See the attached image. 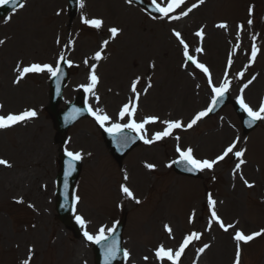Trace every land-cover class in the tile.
Instances as JSON below:
<instances>
[{
  "label": "rangeland",
  "instance_id": "rangeland-1",
  "mask_svg": "<svg viewBox=\"0 0 264 264\" xmlns=\"http://www.w3.org/2000/svg\"><path fill=\"white\" fill-rule=\"evenodd\" d=\"M194 2L197 0L186 6H191ZM80 3L78 14L71 24L68 23L66 0H25L26 6L23 9L0 19V40L5 41L0 44V105L3 106L0 108V114L18 113L26 109H34L37 112L36 118L22 126L7 131L0 130V159L7 160L12 165H0V264H22L29 256V248L33 249L30 264H70L79 245L83 251H80L83 253L81 264H94L89 244L74 239L72 233L55 219L52 195L58 146L53 143V122L44 111L48 103L49 75L29 74L19 84H15L13 81L17 76L15 69L18 63L23 66L31 63L55 65L59 55L64 53L66 60L72 62L71 77L64 92V101L69 102L75 95V84L84 83L86 86L90 82L83 80L85 70H90L89 67L83 68V56L93 61L91 57L100 50L103 41L107 39L109 43L103 51L104 58L95 61L99 77L95 95L87 93L86 97L91 98L89 104L93 109L101 108L112 118L111 123L124 122L118 119V112L132 97L130 84L137 77L141 79L138 85L141 96L135 116L138 122L148 116H157L160 120L179 119L186 123L196 112L207 106L209 95L208 98L200 99L205 92L210 94L206 83L198 72L195 71L194 76L189 75L191 68L186 70L182 67V49L167 34L169 26L165 24V19L151 20L135 7H127L124 0H83V8ZM37 7L43 9L38 11ZM249 8L252 9L251 17ZM81 17L100 18L104 25L99 30L90 28L82 23ZM250 18L253 19V24L248 26L247 21ZM182 19L187 20L185 28L181 30L180 24L175 27L181 28L182 36L189 44L190 50L203 47V53L194 54L209 66L213 75H216V82H222L227 71L228 79L231 80L229 93L233 99L241 95V88L251 78L253 82L247 91L244 89L243 94L246 100L255 106L258 97L264 94V0H206ZM220 23H226L228 27L218 28L216 25ZM240 24L245 25L243 31H238L237 26ZM113 26L121 29L115 39H112L108 32V28ZM200 28L205 32L202 42L194 35ZM212 32H220L223 41ZM223 32L231 33L233 37L230 36L227 40L223 35L226 33ZM253 44L258 50L254 62L250 60ZM229 56L232 58V65L231 68H225ZM121 62L125 64L123 69V64L119 65ZM153 64L154 68L151 67ZM241 72L243 77L239 76ZM253 77L255 79H252ZM149 78L153 86L144 94L143 89L147 86ZM250 89L255 91L253 95L248 92ZM96 96L100 97L99 102L96 101ZM237 121L232 106L228 105L218 115L199 121L190 131L176 130L173 137L179 135L180 146L192 147L198 158H212L230 143L234 135V132L226 128V122L237 126ZM220 125H223L221 129ZM99 128L93 118L78 123L68 132L65 150L83 154L76 194L79 197L76 214L92 223L91 230L87 227V231L95 234L96 226L101 223L96 216L102 214L105 226L112 227L113 221L121 215V209L115 206L116 203H127L123 208L127 215L123 244L125 250L131 253L127 264H152L153 251L159 245L174 248L181 242L182 237L191 231L202 233L205 239L194 241L187 257L191 259L194 250L209 242L210 232H213L215 241L212 247L204 252L207 261L205 264H229L233 258L231 229L228 234L219 227L211 230L206 227L207 208L203 203V189L205 191L208 187V191H212L216 198L217 213L224 217L225 223H230L235 218L238 221L236 228L245 233L264 227V205L257 199L264 192V159L257 157L258 160H255L245 152L243 159L246 162L241 166L240 173L234 174L238 161L230 154L222 163L216 165L214 170L203 172L204 175L199 179L190 182L193 186L187 188H194L191 194L182 192L177 195V191L172 189L174 196L165 201L166 205L174 209L170 212L169 209L154 208L151 204V193L146 188L133 186V182V185L122 183L119 165L103 146ZM162 129L161 123L146 125L149 134ZM256 134L263 138L262 145L258 147V143H251V138L248 149L258 147L257 154H262L264 158L263 124L258 125L248 135ZM173 137L153 149L136 147L135 151L125 158L122 166L126 164L131 173L135 165H141L142 159L146 158L149 152L162 149L165 153L155 161V164L161 165L174 156L173 149L177 146V141ZM100 143L103 147L99 146ZM95 146L102 150L104 165H97L96 157L88 158L89 153L94 152ZM133 157L136 158L135 163L131 162ZM101 168H104L103 171L98 172ZM166 173L169 176V186H181L174 182L179 180L177 176ZM241 174L244 179L256 183V186L249 190L240 179ZM89 175L90 181L86 185ZM156 178L160 180L162 177L158 175ZM7 182H14L15 185L10 186ZM122 184L129 188L133 186L136 194L134 196L141 200L146 198L148 193L147 202L142 203L140 207L128 203L132 199H128L120 191ZM165 191L158 201V208L163 203ZM33 192L41 194L42 199L34 200ZM20 194L37 208L39 205L48 206L49 214L41 215L48 217L47 220L39 219L40 217H36V214L25 206H17L16 197ZM228 209L231 213H228ZM244 211L252 214V217L247 214L244 216ZM193 213L195 220L189 223V217ZM165 224L173 229L171 237L164 231ZM219 241H223L224 246L215 245ZM263 244L264 236L259 242L248 248L244 247L241 264H262L260 251L264 247ZM218 247L225 249L223 261L212 260L210 257ZM145 256L149 258L147 261L144 260Z\"/></svg>",
  "mask_w": 264,
  "mask_h": 264
},
{
  "label": "snow or ice",
  "instance_id": "snow-or-ice-1",
  "mask_svg": "<svg viewBox=\"0 0 264 264\" xmlns=\"http://www.w3.org/2000/svg\"><path fill=\"white\" fill-rule=\"evenodd\" d=\"M153 5V12L158 13L159 16H153V19H166L168 21H176L180 20L183 17H187L194 9L203 5L206 0H197L191 4V6H186V0H151ZM126 3L131 5L133 0H126ZM0 6H10L13 9H23L26 4L23 0H0ZM80 7H84L83 0H81ZM177 10H180L179 12ZM60 13L58 12L57 15ZM249 16H252V9L249 8ZM11 17H9V20ZM82 23L90 28L99 30L103 27L104 21L100 18H87L81 17ZM8 22V21H5ZM253 24L252 19H248L247 25L251 26ZM218 28L226 29L228 25L226 23H220L216 25ZM245 25L240 24L237 26L238 31H243ZM121 29L117 27H110L108 28V32L111 34V38L115 39L120 34ZM171 35L175 38L178 45L182 49V56H183V63L182 67L184 69L191 68L192 71L189 72V75L195 74L196 70H199L200 73L206 77L207 86L211 90V102L209 105L198 112H196L186 123L182 120H160L157 116H148L145 117L141 121H137L135 119L136 112L139 106V100L141 96V92L138 91V85L141 83L140 77L134 79L130 84V91L132 93V97L129 99L127 103H125L118 112V119L120 121H124L123 123H111L112 118L104 112L101 108L93 109L91 106L88 107L87 111L88 114L91 115L95 122L102 128L105 132H107L110 136L114 139L118 137L122 140V142L126 145L129 142V138L123 136L122 134L127 129L131 132H135L137 137L143 141L145 145H151L157 141L164 140L168 137H173V134L176 130H190L195 125L198 124L199 121L209 116L212 113L217 104L225 97V95L229 92L231 87V80L228 79V73L225 72L224 78L221 83L214 84L213 78L210 69L201 62L194 53H203V47H196L194 50H190L189 44L186 42L185 38L182 36L181 32L172 29ZM194 35L200 39L202 42L205 37V32L203 28L197 30ZM239 38V37H237ZM5 41L0 40V44H4ZM59 44V39L57 40ZM109 41L105 39L101 45L99 51H96L95 54L91 57L93 61H100L103 57V51L108 46ZM257 48L255 44H253L251 49V56L250 60L255 61L257 56ZM66 62L69 67L72 66V62L66 60L64 53L59 55V58L55 65L48 64V63H31L30 65L23 66L22 63H18L16 66V79L13 81L15 84H19L21 80H23L29 74H43L47 73L50 77L55 78L59 81L61 77V63ZM84 64L89 67V83L86 86H82L86 93H91L95 95V89L97 84L99 83V77L96 73L97 65L95 63L89 64V61L86 59ZM232 65V58L229 56L227 62V68H231ZM151 67H155V65H151ZM240 77H243V72L239 73ZM252 79H255L253 77ZM252 80H249L246 84H244L243 88H241V95L237 97L236 103L239 105L241 110H243L249 120H248V127H252L258 121H264V101H261L258 108L254 109L248 103H246L245 98L243 96V91L245 88L251 84ZM152 83H147V86L143 89V93L147 94L148 89L152 88ZM59 87V85H58ZM199 85H197V88ZM100 97L96 96V101L99 102ZM3 106L0 105V108ZM73 115H78L79 110L73 109ZM37 112L34 109L24 110L20 113H9L7 115H0V130L8 129L13 127L14 125L24 123L26 121L32 120L36 118ZM161 123L163 124V129L160 131H156L151 136H149L146 125L149 124H156ZM110 126H106L109 125ZM177 141L176 146V153H178V159L173 160L171 163L167 165V167L171 168L173 164L185 165L186 171L189 172H204V171H212L214 170L215 166L224 161L226 158L230 156H234L238 161L235 164V173H240L241 166L245 163L243 157L245 156V151L242 149L237 148V144L239 143V138L235 141L231 142L230 144L226 145L221 153L216 155L214 158H198L194 155V149L190 146L188 147H181L179 144L180 136L176 135L173 137ZM65 155L69 159L68 163V172L66 175L70 174L75 169V163L83 159V154L81 152H73L69 150H65ZM0 165L5 167H11L12 165L4 159H0ZM150 171H154L156 166L154 164L148 163L145 165ZM123 179L127 181L129 177L125 174ZM240 179L243 181L244 185L248 188H252L254 185L249 183L247 179H244L243 175H240ZM65 189L68 188L67 181H65L64 185ZM120 191L123 193L125 197L128 199L135 200L137 204L140 203V200L136 199L133 192L130 190L129 187L122 184L120 187ZM75 201L79 202V197L76 196ZM17 203H23V200H18ZM216 204L217 201L213 199L211 194L207 196V205L210 212V220L207 224V229L211 230L213 224L217 225L220 229H222L225 233L229 232L230 229L234 230V234L232 239L235 241L236 244V252L234 258V264H241V244H248L256 237L264 235V230L259 232H254L252 234H245L242 230L236 228V224L229 223L225 224L222 218L217 214L216 211ZM29 207H33V205L29 204ZM195 220V213H193L189 217V223H193ZM76 223L83 229V236L84 239L90 243L96 245H103L104 246V262L105 264H111V261L116 258L118 253H120L121 249L118 246L117 241L112 240L109 244H104L105 241L109 240V237L115 232V227H106L101 226L98 228L95 234L90 233L87 231V221L81 215L75 216ZM164 231L171 237L173 235V229L165 224ZM202 233L198 231H191L188 234L182 237L181 242L178 243V247L175 249L173 248H166L163 244L159 245L154 251V258L156 261L160 262V264H179L182 255L184 254L185 250L189 247V245L193 244L194 241H199L201 239ZM210 245L205 244L203 247L197 249V252L203 254ZM29 256L25 259L22 264H30L32 259L33 249H28ZM131 256V253L128 250H123V257L127 261ZM149 258L147 256L144 257V260L147 261Z\"/></svg>",
  "mask_w": 264,
  "mask_h": 264
},
{
  "label": "bare ground",
  "instance_id": "bare-ground-1",
  "mask_svg": "<svg viewBox=\"0 0 264 264\" xmlns=\"http://www.w3.org/2000/svg\"><path fill=\"white\" fill-rule=\"evenodd\" d=\"M110 2H112V1H110ZM45 5V4H44ZM37 9H38V11L39 10H41V9H43V7H37ZM187 22V20H184V21H182V22H180L179 24L181 25V30H183L184 28H185V23ZM174 27V26H173ZM213 34H216L217 36H218V39L220 40V41H223L222 40V35H221V33L220 32H212ZM167 34L170 36V37H172L173 38V36L171 35V30H167ZM230 36H232L231 34H229V35H227L226 36V38H227V40H229V38H230ZM63 38L65 39L66 37L65 36H63ZM86 60V57L85 58H83V61H82V64H83V66L84 67H86V65L84 64V61ZM121 64H123L122 66H121V69H123V67L125 66V64L124 63H120L119 65H121ZM118 65V66H119ZM185 82H186V80H185ZM254 90H257V88H253ZM253 89H250V91H248V92H250V94L251 95H253L254 93H255V91L253 90ZM207 96V95H206ZM202 97H205V96H202ZM227 128V127H226ZM259 136H255V137H253V141H252V143L253 144H256V143H258L259 142ZM99 146H100V144H99ZM99 146H95L94 147V152L93 153H91L89 156L90 157H96V160H97V162H98V164L97 165H104V155H103V153H102V150L100 149V147ZM158 146V145H157ZM154 146H152V148H153ZM164 153V151L163 150H158V151H154V152H152V153H149V155H148V160H147V162L148 163H151V164H155V161L157 160V159H159V157L160 156H162V154ZM252 156H253V154H252ZM103 169L104 168H101V169H99V171L98 172H101V171H103ZM133 172H135L136 174L131 178V175H130V178H131V181H130V179H129V181H128V183H130V182H133L135 185H136V187H142V188H146V190H151L154 186L152 185V184H150L149 182V180H148V178H147V175H146V173L143 171V169H142V167H141V165H139V164H137V165H135V169L133 170ZM145 179V180H147L148 182H144V183H142V185H137V183L140 181V179ZM89 181H90V175H89V177H88V179H87V181H86V185H88V183H89ZM8 183V182H7ZM10 186H14L15 185V183L14 182H9L8 183ZM25 193L27 194L28 192L27 191H25ZM23 194H20L18 197H16L17 198V201L18 200H23V203H17L18 205H20V206H25L26 205V203H27V200H26V198L25 197H23L22 196ZM32 197L34 198V200H36V201H40L41 199H42V195L41 194H39L38 192H33L32 193ZM37 207V206H36ZM32 209L33 210H35V208H34V205H33V207H32ZM81 211H84V210H81ZM49 212H50V208L48 207V206H46V205H39L38 206V213L40 214V215H47V214H49ZM37 217V216H36ZM97 217V220L98 221H100L102 224H104V218H103V215L101 214V215H98V216H96ZM45 219V220H47V218L48 217H45V216H42V217H40L39 219ZM68 224H69V222H68ZM60 237V236H59ZM218 246L220 245V246H224V242L223 241H219L218 243ZM216 244V245H217ZM80 251H82V248H81V246L79 245L78 247H77V249H76V253H75V255L73 256V258L71 259V263L70 264H81V255H83V253H81ZM225 249L223 248V247H221V249H220V247H218L217 248V250H216V252L215 251H213V257L215 258V259H217V260H219V261H223L224 260V255H225ZM83 252V251H82ZM222 254H223V256H222ZM203 258V257H202ZM203 262H205V261H203L202 259H200V262H199V264H204Z\"/></svg>",
  "mask_w": 264,
  "mask_h": 264
},
{
  "label": "water",
  "instance_id": "water-1",
  "mask_svg": "<svg viewBox=\"0 0 264 264\" xmlns=\"http://www.w3.org/2000/svg\"><path fill=\"white\" fill-rule=\"evenodd\" d=\"M56 120H57V125L60 128L61 122H60V117L58 115H56ZM73 183H74V177L70 180L71 187L73 186ZM96 264H99V257L98 256H96Z\"/></svg>",
  "mask_w": 264,
  "mask_h": 264
}]
</instances>
